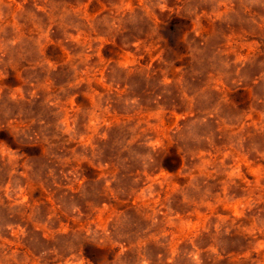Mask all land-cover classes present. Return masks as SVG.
<instances>
[{"label":"rangeland","instance_id":"rangeland-1","mask_svg":"<svg viewBox=\"0 0 264 264\" xmlns=\"http://www.w3.org/2000/svg\"><path fill=\"white\" fill-rule=\"evenodd\" d=\"M0 264H264V0H0Z\"/></svg>","mask_w":264,"mask_h":264}]
</instances>
